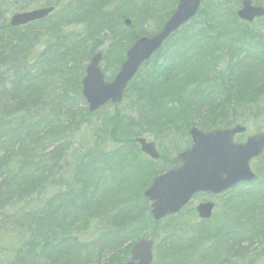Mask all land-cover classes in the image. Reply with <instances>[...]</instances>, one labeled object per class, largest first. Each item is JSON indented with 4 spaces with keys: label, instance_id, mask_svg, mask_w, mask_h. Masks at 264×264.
<instances>
[{
    "label": "trees",
    "instance_id": "obj_1",
    "mask_svg": "<svg viewBox=\"0 0 264 264\" xmlns=\"http://www.w3.org/2000/svg\"><path fill=\"white\" fill-rule=\"evenodd\" d=\"M61 1L46 3V6L60 9L59 25L71 21L75 23L78 19L95 20L97 16L99 18L104 15L106 17L103 20L107 21L108 16L111 15L112 19L115 13L122 10L119 2L112 9L106 10V13H99L98 10L103 9V5L109 6L114 0H72L64 5H61ZM241 1L202 2L197 16L190 21L191 24L198 21V28H181L139 69L128 85L122 101L127 106L125 115L118 110L99 123H91V118L98 112L89 114L87 109L82 108V111L73 113L64 121L58 106L53 107L46 115L45 105L40 109V103L52 94L45 97V93L41 92L45 90L44 82L30 72L21 76L25 83H18L16 88L11 89V93L7 95L9 100L0 99V102H4L0 109V222L2 225H11L14 232L9 230L6 234L11 236L13 233L19 239L17 242L12 241L9 249L15 244L26 242L21 245L26 252L18 250L16 253L27 257L24 264H38L40 261L46 264H89L96 255L112 251L127 240L132 241L137 237V229L152 231L156 227L162 228L160 234L165 235L162 222L151 221L148 205L139 195L140 190L150 181L145 176L147 170L144 167L151 169L152 174L157 165L141 159L132 146V140L156 127L161 136L155 138V141L161 146V142L172 132L176 133L179 128L187 130L190 120L204 109V123L199 124V128L204 131L231 127L244 114L264 111V41L256 38L259 33L255 29L250 30V27L236 19L235 12ZM159 3H153V7ZM153 4H143L149 8V13L146 9L137 7L144 15L134 20L144 21L151 15L153 7L150 5ZM76 13L80 15L75 18ZM36 24L27 26L28 30L20 29L29 32L37 27ZM160 27L151 33L141 31L139 35L151 36ZM20 29H11L5 25V34L0 35V53L6 54L7 59L12 62L15 61L12 59V51L16 50V46L23 42L33 43L37 36L36 33L34 36ZM10 49L13 50L9 51ZM18 52L22 55L24 50ZM46 66L51 70L50 64ZM37 67L38 64L35 63L29 70L33 71ZM40 75L45 77L47 71H42ZM78 87L76 84L75 96L84 104ZM64 99L66 98L63 97L62 101ZM62 101L60 99L59 102ZM63 103L71 106L67 102ZM66 115L67 112H64V116ZM78 124H85L90 128V133L84 134L80 141L87 140L86 146L88 142L90 144L87 147L80 144L86 148L77 151L73 161L71 160L67 177L52 175L53 167H47L45 163L58 165L63 150L46 151L44 147L48 144L54 147L58 140H71L72 134H64V131L67 128L71 131ZM105 141L112 142V150L106 151L101 147ZM40 151L43 153L38 158ZM105 153L107 154L104 155ZM108 155L112 156L111 160L107 158ZM167 155L170 154L163 152L161 164L170 165L169 167L176 165V159L166 158ZM120 159L124 160L121 165L112 163ZM261 161L263 164L256 167L259 174L264 172V153L257 160ZM46 168L50 171L47 174ZM125 173H129V176ZM142 176L145 177L144 184L139 186ZM261 177L253 185L256 188L251 194L239 197L229 195L228 199L231 200L221 208L216 227L233 226V222L229 221L232 218L226 214L228 211L233 210L232 216H239L243 210L263 208L261 200L257 198L264 193V173ZM46 178L48 183L44 185ZM105 196L110 200L108 203L102 201ZM77 202L80 203L79 207L74 205ZM17 204H20L19 208ZM128 204L138 206L131 212ZM122 211L126 212L129 221H126ZM44 217L48 224L43 222ZM28 220L30 223L34 222L33 226L27 225ZM119 226H125L128 237H108L109 228ZM209 227V224L198 223L190 240L192 243L178 244L179 254H184L179 260L170 259V248L162 252L159 248L161 256L158 255V261L165 260L166 264H190L186 261L190 254L187 250H196L199 245L214 240ZM91 230L99 231L94 241L78 240V231H87V234ZM249 232V242H256L257 246L264 244V222L253 226ZM170 234L171 230L168 232ZM174 238L172 235L164 243L168 244ZM232 247L236 250L241 247V243L239 245L237 240ZM230 250L228 246L226 252ZM209 257L207 260L210 261L205 260L203 264L218 263L213 256ZM124 260L126 258H116L109 264ZM164 263L161 261V264ZM6 264L13 263L7 261Z\"/></svg>",
    "mask_w": 264,
    "mask_h": 264
},
{
    "label": "rangeland",
    "instance_id": "obj_2",
    "mask_svg": "<svg viewBox=\"0 0 264 264\" xmlns=\"http://www.w3.org/2000/svg\"><path fill=\"white\" fill-rule=\"evenodd\" d=\"M53 0H0V35H4L3 27L8 24L10 17L17 13H22L24 11L34 10L43 6H46V3H49ZM72 0H62L61 5H64ZM121 0H114L113 4L103 7V9H99L100 12H104L106 10L112 9L115 5ZM133 3H136V0H131ZM176 0H138V9L144 8L149 13V8L146 5H143L144 2L148 4H153L156 2H160L159 5L153 7L155 4L150 5L153 7L151 9V15H149L144 21H135L134 16L129 17L126 14L130 12L119 11L115 13L114 19L117 20L109 26L107 23L111 20L110 17H107V21L103 20L106 16L97 17L96 20L85 19L81 22L70 24L64 23L59 25V8H56L54 13L47 19L46 23L40 24L39 27L32 28L29 32L30 34H37L36 38H38L37 43L32 48L31 53H24L19 55V58L15 61H9L7 59L6 54L0 53V99L9 100V95L11 93V88L16 79H21V76L27 72L31 74H35L38 79L44 82L45 90H42V93H45V97L47 98L45 101L40 103V109L42 106L44 107V114H49L50 110L53 107L58 106V109L61 110V118L68 119L69 116H72L73 113L78 111H82V108L86 109V105L83 104L80 100H77L75 96L76 84H80V81L83 77L84 67L88 63L90 56L93 53L101 52L103 55L102 61L100 63V68L102 73L104 74L106 81H111L114 75L117 73L120 62L124 58V51L126 45L132 38L139 36L138 34L141 31L153 32L156 28L161 26L162 20L167 17L174 8ZM212 1H220V0H212ZM253 4L259 6L264 9V0H259V2L252 1ZM174 3V5H173ZM133 5V4H132ZM135 9V7H133ZM137 10V8L135 9ZM127 11H132L129 9ZM128 18L131 21V25L129 27H124L122 25V19ZM46 24H55L56 26L62 28V35L58 37L60 33H54L56 30L48 31L49 29H45ZM97 25V28H93V25ZM189 23L185 27L189 26L188 30H194L198 28V21H195L194 24ZM251 29H255L257 31L256 38L261 41H264V18L261 20H256L252 24L247 25ZM47 28V27H46ZM28 30V29H25ZM26 33V34H27ZM1 38V36H0ZM53 48L51 50L50 48ZM68 49L66 52L64 49ZM64 53V54H62ZM61 55V57H60ZM41 58L44 60V67L30 71V67L33 65L34 60L37 58ZM46 64H50V69L48 70ZM76 65V66H75ZM76 67V69H75ZM42 71H47V75L41 76ZM23 80V79H21ZM75 80V83H74ZM80 89V86L78 87ZM6 97V98H5ZM65 97L62 101V98ZM61 99V103L59 102ZM72 100V101H68ZM63 102H67L63 103ZM4 102H0V109ZM61 107V108H60ZM68 108V110H67ZM118 110L125 115L127 112V106L125 102H122ZM64 112H67V115L64 116ZM206 110L199 114H196L190 120V127L199 128L200 123H204ZM113 115V107L111 105H107L100 109L95 117L91 118L92 121L99 123L101 120H105L107 116L111 117ZM178 115L175 116L177 118ZM89 121V119H88ZM236 125H241L246 128V133L243 136L237 137L236 142L242 143L246 137L264 132V111L259 113H248L240 116V121L236 123ZM185 129V127H183ZM187 130H179L176 133H171L168 137H166L162 142L161 146H158L155 138H159L161 136L160 130L154 127L153 131H148L140 137L145 138L147 141L155 142L157 147H159V153H167L176 155L181 150L185 149L190 140L187 135ZM212 130V129H211ZM90 133V128L85 124H78L76 128H72L70 131L67 128L64 131V134H72L71 140H58L55 142V146L52 147L51 144H48L44 147L46 151H51L52 149H61L63 150L62 159L58 163H45L47 167H53L52 175L59 174L63 178L67 177L70 169L69 165L71 160L73 161L75 154L77 151L86 148V143H83V147L80 145V141L83 140L84 134ZM62 134V135H64ZM61 137V136H60ZM59 137V139H60ZM90 140V136H89ZM112 142L105 141L101 144L104 150H111L113 146ZM179 149L178 151L176 149ZM130 149V148H128ZM131 150V149H130ZM40 151V155L38 158L42 156ZM47 154V153H45ZM1 155V154H0ZM45 159H48L47 157ZM259 164H263L261 162H257V160L252 162L251 169L255 172L259 179H262L263 172L257 173V166ZM48 169L46 168L45 174ZM46 177V176H45ZM141 181L139 186H143L144 178ZM58 179V178H55ZM48 183L47 178L44 181V185ZM145 187V186H144ZM144 189V188H143ZM135 190V189H133ZM141 192V190H140ZM139 192V195H140ZM237 191L233 195L234 197H239L242 193L245 192V189ZM238 193V194H237ZM35 194H33L34 196ZM230 196L225 197H210L198 195L191 203L185 208L183 212L177 215V217L165 220L162 222V227L165 228V235L160 234L162 232V228H153L151 231H145L137 229L138 231L137 237L132 241H125L122 246L114 248L112 251H106L102 254L96 255L92 260H90L89 264H109L113 259L116 258H128L130 247L133 243L140 239H153V261L152 264H161V261L165 262V260L158 261V255L161 256L160 251L162 252L165 249L170 248L171 252H168V256L171 260H179L180 257H183V252L179 254V245L182 242L192 243L190 242L193 233L196 231L198 226V220L196 219L195 214L193 213L194 208L197 204L211 201L215 204V210L213 213L212 221L210 223L211 226L215 224L217 217L221 214V208L229 202L231 199H228ZM17 207H20V204H17ZM11 209V207H9ZM147 212V210H146ZM148 215H149V207H148ZM232 222V219L229 220ZM45 224H48V221L43 219ZM34 222L30 223L28 220L27 225L33 226ZM232 224V223H231ZM6 228V230H5ZM91 228V227H90ZM89 228V229H90ZM13 231L11 229V225L3 224L0 222V264H6L7 261L12 262L13 264H24L27 257H19L16 260V253L18 250L21 253H25L26 249L22 248L21 245L26 242H22L20 244H15L12 249H9L11 242H17L18 237L11 233V236L7 235V231ZM169 230H171V234L168 235ZM88 231V230H87ZM87 231H78L77 238L81 242H91L94 241L98 235L99 231L91 230L87 234ZM14 232V231H13ZM174 235L175 238L170 241V243L165 244V240H170L171 236ZM228 237H231L227 235ZM177 243V244H174ZM234 242L229 239V248L231 249L229 252H226L224 248H222L218 242L212 240L210 242H205L198 246L196 250H187L189 252V256L187 257L188 263L190 264H203L204 254L206 259H209V256H213L218 263L217 264H264V244L261 246H257L256 242H249L241 245L240 248L234 249L232 247ZM165 247V248H164ZM128 249V251H127ZM191 251V252H190ZM203 251V252H202ZM123 256V257H122ZM198 256V257H196ZM116 257V258H115ZM38 264H46L40 261ZM84 264V263H79Z\"/></svg>",
    "mask_w": 264,
    "mask_h": 264
},
{
    "label": "water",
    "instance_id": "obj_3",
    "mask_svg": "<svg viewBox=\"0 0 264 264\" xmlns=\"http://www.w3.org/2000/svg\"><path fill=\"white\" fill-rule=\"evenodd\" d=\"M202 1L177 0L176 8L157 34L151 38H140L128 49L119 72L109 83L104 81L99 68L101 53L94 54L81 80V96L88 112L94 113L107 103H120L123 92L138 68L150 59L169 36L196 16ZM52 11L53 8H42L29 14H15L10 18L9 26L17 28L40 21ZM236 16L240 21L249 24L264 17V10L253 6L249 0H244ZM124 25L128 27L130 22L124 20ZM244 132L245 129L241 126L210 132L191 128L188 132L191 146L178 155L182 162L181 167L163 174L168 181L166 183H160L162 176L152 180L146 191L151 203L150 216L153 221L176 214L195 194L218 195L239 184L253 182L256 178L249 170L248 163L264 151V133L248 137L244 144H234V136ZM135 143L139 145L142 153L153 160L157 158L153 143H147L145 139H138ZM212 209V203H205L200 204L196 212L199 218L207 220ZM151 247V240L139 241L132 247L130 259L121 264H150Z\"/></svg>",
    "mask_w": 264,
    "mask_h": 264
},
{
    "label": "bare ground",
    "instance_id": "obj_4",
    "mask_svg": "<svg viewBox=\"0 0 264 264\" xmlns=\"http://www.w3.org/2000/svg\"><path fill=\"white\" fill-rule=\"evenodd\" d=\"M133 4V5H132ZM54 10H55V7H53V6H51ZM133 7H135V9L138 7V0H136V3H133L131 0H121L120 1V3H119V8L120 9H122L123 11H126V12H130V13H127L126 15L127 16H129V17H135L136 19H139V18H141L144 14L142 13V12H139V10H135ZM42 8H46V7H40V8H37V9H34V10H38V9H42ZM129 9H132V11H127V10H129ZM34 10H29V11H24V12H22V14H29V13H31V12H33ZM17 14H20V13H17ZM15 15V14H14ZM78 15H80V14H77L76 13V15H75V18L78 16ZM98 17V16H97ZM96 17V18H97ZM237 17V16H236ZM96 18H95V20H96ZM115 17H113L107 24L109 25V26H111L116 20H117V18L116 19H114ZM170 18V14L167 16V17H165L163 20H162V23H161V25H163V24H165L167 21H168V19ZM72 19V18H71ZM238 19V18H237ZM73 20V22H74V19H72ZM124 20H128L129 22H131L128 18H123L122 19V25L125 27V25H124ZM46 21L47 20H41V21H39L36 25H37V27H39V25L40 24H43V23H46ZM82 20H79L78 19V22H81ZM238 21H240L239 19H238ZM70 22V21H69ZM78 22H75V23H78ZM71 24H72V21L70 22ZM75 23H73V24H75ZM55 25V24H54ZM53 24H50V25H48V24H46V26H45V28L47 27V29H49V31H52L53 32V26H54ZM55 27V29L54 30H56L54 33H60L59 35H58V37L59 36H61L62 35V28H60V27H58V26H54ZM98 26L97 25H93V28H97ZM22 28L23 29H26L27 28V25H24V26H22ZM21 28V29H22ZM57 28V29H56ZM11 29H20V28H11ZM20 29V30H21ZM181 28H179V30H180ZM22 31V30H21ZM22 32H27V31H22ZM140 34V33H139ZM138 34V35H139ZM156 35V33H154L153 35H151V36H146V35H139V36H136L135 38H132L130 41H129V43L126 45V49H125V51H124V57H125V55H126V52L128 51V49L137 41V40H139L140 38H143V37H145V38H151V37H153V36H155ZM174 34H172L171 36H169L163 43H162V45H161V47L154 53V55L163 47V45L173 36ZM35 38V37H34ZM37 40H38V38H35V40L33 41V43H26V42H23V43H20V45L18 44L17 46L16 45H14V46H16V50H13V49H10L9 51H12V59H14V60H17L18 58H19V55H20V53L18 52V50H24V53H31V50H32V48H34V45L37 43ZM51 50H53V48L51 47L50 48ZM66 50V52L68 51V49L66 48V49H64L63 51H65ZM23 53V54H24ZM62 54H64V53H62ZM42 58V57H41ZM40 57L39 58H37L36 60H34V63H33V65L30 67V69L34 66V64L36 63V64H38V67L36 68V69H40V68H42V67H44V60H42ZM124 62V60H122L121 62H120V66L122 65V63ZM76 66V65H75ZM75 69H76V67H75ZM30 71H32V70H30ZM20 84L21 85V83H25L24 82V80H21V79H16L15 81H14V85L11 87V88H16V86H17V84ZM118 111V110H117ZM241 127H243V126H241ZM244 129H245V132L243 133V134H239V135H235L234 136V138H233V143L234 144H244L245 143V141H246V139L248 138V137H250V136H248V137H246V139L242 142V143H237L236 142V138L237 137H240V136H243L245 133H246V128L245 127H243ZM224 129H228V127L227 128H224ZM223 129V130H224ZM258 134V133H257ZM252 136V135H251ZM138 139H144L143 137H135V138H133V140H132V146H134L135 148H136V150H137V153H138V155H139V157L141 158V159H145L146 161H148L149 163H151V164H155V165H157V169H156V171H155V173L153 172L152 174H151V169L149 170V169H147V167H144L146 170H147V173L145 174V176H147L148 178H149V180H154V179H156V178H158V177H160V176H162L161 177V179H160V183H166V182H168L165 178H164V175L163 174H165L166 172L168 173L169 171H172V170H176V169H179L180 167H181V165H182V162H181V160L178 158V155L179 154H176V155H174V154H170V155H167V156H165L166 158H171V157H174L175 159H176V161H177V164L176 165H174V166H171V167H169L170 165H163V164H161V157H162V155H163V153H159V147H157V145H156V143L155 142H152V141H150V142H147V143H153L154 144V147H155V153H156V156H157V158L155 159V160H153V159H151L149 156H147V155H145L144 153H142L141 151H140V147H139V145L138 144H136L135 143V141L136 140H138ZM83 143H87V140H85L84 142H80V144H83ZM113 148H111V150H112ZM106 151H110V150H106ZM263 153V152H262ZM107 153H105L104 155H106ZM107 158L109 159V160H111V158H112V156H110V155H108L107 156ZM140 158L139 159H137V160H140ZM128 159V158H127ZM124 162V160H122V159H120L119 161H112V163L113 164H115V165H121L122 163ZM252 162H253V159H251L250 161H249V163H248V167H249V170L250 171H252V169H251V165H252ZM162 171V172H161ZM164 172V173H163ZM264 173V172H263ZM126 175H128L129 176V173H125ZM125 174H124V176H125ZM67 187V186H66ZM147 189L148 188H144V189H141V192H140V197H141V199L142 200H144V201H148L149 199H148V195L146 194V191H147ZM245 189V192H247L248 191V189H246V188H244ZM262 195V197H257L258 199H260L261 201H260V204H263L261 207H263V208H257V209H248V210H243V212H242V214H240L239 216H232V211L233 210H231V211H228L226 214L228 215V216H230L231 218H232V222H233V226L232 227H216L217 225H218V222H213L215 225L214 226H211L210 225V223H211V219H212V217H213V213H214V210H215V206H213V209H212V211H211V214H210V217H209V219H207V220H204V219H201V218H199V216H198V213L196 212V208L200 205V204H202V203H204V202H202V203H199V204H197L196 205V207L194 208V210H193V212H194V214H195V216L197 217V219H198V221H199V223L200 224H209V228H208V230H211V233L214 235V241L216 240L217 242H218V244L222 247V248H224V249H227V245H229V239L231 238V240L232 241H234V242H236L237 240H238V244L240 245V243H241V245H243V244H246L247 242H249V239H247L248 238V236L249 235H251V233L249 232V230L250 229H252L253 228V226H255V225H257V224H262L263 222H264V193L263 194H261ZM193 198H195L194 197V195L191 197V199H190V201L185 205V206H183L182 208H186L190 203H191V201L193 200ZM73 200H75V199H73ZM102 201H104L105 203H108L110 200H108V196H105V197H103V200ZM71 203L73 204V201H71ZM80 203H74V205L76 206V207H79L80 205H79ZM128 206H129V211H134V208L136 207V206H138V205H136V204H128ZM76 209H79V208H76ZM86 211H88V208H86ZM123 213H124V215H125V219H126V221H129V219H128V217L126 216V212L125 211H122ZM110 226H114V225H110ZM228 231H230V234H228ZM227 234L229 235V236H231V237H228L227 236ZM108 237H110L111 239L112 238H119V237H121V238H127L128 237V234H126V231H125V226H119V227H117V228H112V227H110L109 228V230H108ZM242 239V240H241ZM153 245H152V247H151V257H153ZM203 252V251H202ZM75 252H72V254H74ZM206 254V253H205ZM205 254H204V256H203V258H206V257H208V256H205ZM19 257H21L20 256V254H16V260L19 258ZM196 257H198V256H196ZM205 260H207V259H204L203 261H205ZM152 261H153V258H151V262H150V264H152ZM210 260H207L206 262H209ZM127 262V260H124L122 263H126Z\"/></svg>",
    "mask_w": 264,
    "mask_h": 264
}]
</instances>
